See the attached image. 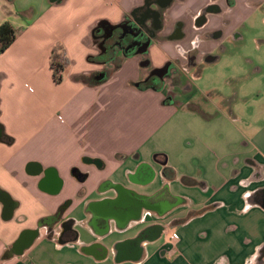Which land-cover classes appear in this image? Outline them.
<instances>
[{
  "label": "crops",
  "instance_id": "1",
  "mask_svg": "<svg viewBox=\"0 0 264 264\" xmlns=\"http://www.w3.org/2000/svg\"><path fill=\"white\" fill-rule=\"evenodd\" d=\"M145 1L0 0V25L16 32L0 54V264H264V58L225 63L238 92L197 84L239 52L264 0L167 5L151 65L194 48L211 57L196 78L181 74L171 101L133 86L137 57L97 79L93 31L132 20ZM54 49L67 63L60 83ZM181 112L230 128L175 141Z\"/></svg>",
  "mask_w": 264,
  "mask_h": 264
},
{
  "label": "flooded vegetation",
  "instance_id": "2",
  "mask_svg": "<svg viewBox=\"0 0 264 264\" xmlns=\"http://www.w3.org/2000/svg\"><path fill=\"white\" fill-rule=\"evenodd\" d=\"M174 0H146L133 13L132 20H124L118 25L101 23L93 31V41L99 49L100 58L104 59V79L109 73L120 68L125 58H139L138 69L143 71L133 86L138 90H152L163 93L166 100L171 101L177 94L181 74L190 75L194 79L199 75L201 64L210 60L209 55L194 48L184 52L183 62H166L160 67H153L148 59V49L153 41L159 40L158 33L164 26V11ZM219 11L218 7L212 8ZM207 22L205 14H201L196 22L198 27ZM177 25L173 35H176ZM186 88L179 92L183 93ZM81 179L83 176H80Z\"/></svg>",
  "mask_w": 264,
  "mask_h": 264
},
{
  "label": "rangeland",
  "instance_id": "3",
  "mask_svg": "<svg viewBox=\"0 0 264 264\" xmlns=\"http://www.w3.org/2000/svg\"><path fill=\"white\" fill-rule=\"evenodd\" d=\"M244 42L239 46V52L231 58L226 60L222 59L221 64L216 69H209L208 72L197 82L200 90H210L217 92L221 96H227L232 92H238V85L235 80H222L223 72L226 64H233V66L239 68L245 64L247 59L262 57L264 58V46L262 48L257 46L258 41L264 40V7L263 10H259L252 15L249 21L246 22V26L242 31ZM233 60V61H232ZM221 74H217L218 72ZM243 71V70H242ZM244 77V75H242ZM250 91V83L244 81L242 87L239 88V93H248ZM215 98V97H214ZM213 98V99H214ZM216 97L213 101H217ZM197 101H201V97L197 98ZM196 115L190 112H181L176 115L175 119L171 122L172 135L171 139L175 141L183 140L187 132H195L196 134L201 131L211 130L214 127H221L222 129H229L230 124L221 118L217 119L218 122L215 125L204 126V122L199 121ZM201 120V119H200ZM221 120V121H220ZM170 126V125H169Z\"/></svg>",
  "mask_w": 264,
  "mask_h": 264
},
{
  "label": "trees",
  "instance_id": "4",
  "mask_svg": "<svg viewBox=\"0 0 264 264\" xmlns=\"http://www.w3.org/2000/svg\"><path fill=\"white\" fill-rule=\"evenodd\" d=\"M16 32L8 24L0 25V54L3 53L15 40ZM66 59L64 58L60 49H54L50 55L49 67L52 71L55 83H60L62 80V73L66 67Z\"/></svg>",
  "mask_w": 264,
  "mask_h": 264
},
{
  "label": "built area",
  "instance_id": "5",
  "mask_svg": "<svg viewBox=\"0 0 264 264\" xmlns=\"http://www.w3.org/2000/svg\"><path fill=\"white\" fill-rule=\"evenodd\" d=\"M167 236H168V239L172 242H176L179 239L178 234L172 230L168 232Z\"/></svg>",
  "mask_w": 264,
  "mask_h": 264
},
{
  "label": "water",
  "instance_id": "6",
  "mask_svg": "<svg viewBox=\"0 0 264 264\" xmlns=\"http://www.w3.org/2000/svg\"><path fill=\"white\" fill-rule=\"evenodd\" d=\"M103 74H101L97 79H99V80H101V79H103Z\"/></svg>",
  "mask_w": 264,
  "mask_h": 264
}]
</instances>
